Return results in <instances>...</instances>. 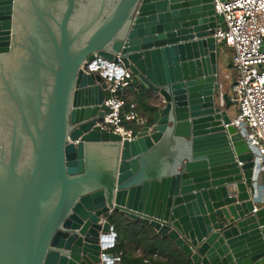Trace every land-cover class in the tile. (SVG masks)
Returning a JSON list of instances; mask_svg holds the SVG:
<instances>
[{
  "label": "water",
  "instance_id": "1",
  "mask_svg": "<svg viewBox=\"0 0 264 264\" xmlns=\"http://www.w3.org/2000/svg\"><path fill=\"white\" fill-rule=\"evenodd\" d=\"M215 26L212 0H0V264H96L113 213L191 264H264ZM94 54L162 99L133 140L96 126L105 85L81 70Z\"/></svg>",
  "mask_w": 264,
  "mask_h": 264
},
{
  "label": "built area",
  "instance_id": "2",
  "mask_svg": "<svg viewBox=\"0 0 264 264\" xmlns=\"http://www.w3.org/2000/svg\"><path fill=\"white\" fill-rule=\"evenodd\" d=\"M212 3L216 45L232 52L234 78L229 99L237 113L231 125L253 156L256 180L259 173L264 174V0H212ZM218 17L222 22H218ZM81 70L87 75H98L105 85L102 102L105 111L96 126L128 141L136 138L144 127L150 129L148 117L128 97V90L136 80L119 55L107 60L94 54L82 63ZM260 205L264 208V197ZM115 243L113 231L100 245L96 264L120 263L121 253L109 252Z\"/></svg>",
  "mask_w": 264,
  "mask_h": 264
},
{
  "label": "trees",
  "instance_id": "3",
  "mask_svg": "<svg viewBox=\"0 0 264 264\" xmlns=\"http://www.w3.org/2000/svg\"><path fill=\"white\" fill-rule=\"evenodd\" d=\"M129 91L134 95L132 101L138 111L147 116L151 124L152 114L157 108L145 102V92L136 82ZM108 221L117 236L115 246L109 252L121 253L119 264H191L170 239L161 238L146 222L129 220L119 213H113Z\"/></svg>",
  "mask_w": 264,
  "mask_h": 264
},
{
  "label": "rangeland",
  "instance_id": "4",
  "mask_svg": "<svg viewBox=\"0 0 264 264\" xmlns=\"http://www.w3.org/2000/svg\"><path fill=\"white\" fill-rule=\"evenodd\" d=\"M218 22H222L221 17H218ZM217 54H218V79H219V88H220L219 91L220 93H227V95L230 96V86L234 78L233 70L230 67L232 52L230 49L220 45L217 46ZM149 95L147 96L148 98L145 100V102L148 105L155 108H159L162 106L160 100L161 98L159 96H156V94H154V96L152 95L149 96ZM236 113H237L236 108L234 107V105L231 104V107L228 109V115L231 118H234L236 116Z\"/></svg>",
  "mask_w": 264,
  "mask_h": 264
},
{
  "label": "crops",
  "instance_id": "5",
  "mask_svg": "<svg viewBox=\"0 0 264 264\" xmlns=\"http://www.w3.org/2000/svg\"><path fill=\"white\" fill-rule=\"evenodd\" d=\"M152 95L154 96V93H151V92H145L143 95V98L146 100L148 97V95ZM149 95V96H150ZM130 96V99L133 100L134 98V95L133 93H131L129 90H128V97ZM132 96V97H131ZM157 96V95H156ZM227 114H228V110H227ZM229 116V115H228ZM230 117V116H229ZM231 118V117H230ZM232 119V118H231ZM260 174V175H259ZM257 176H256V180H255V185H256V204H257V207H260V199L264 197V174L262 173H259Z\"/></svg>",
  "mask_w": 264,
  "mask_h": 264
},
{
  "label": "bare ground",
  "instance_id": "6",
  "mask_svg": "<svg viewBox=\"0 0 264 264\" xmlns=\"http://www.w3.org/2000/svg\"><path fill=\"white\" fill-rule=\"evenodd\" d=\"M92 57H93L92 55L88 56L87 59H86V61H88V60L91 59Z\"/></svg>",
  "mask_w": 264,
  "mask_h": 264
}]
</instances>
